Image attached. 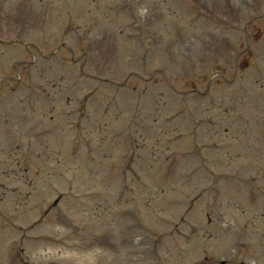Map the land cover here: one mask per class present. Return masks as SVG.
I'll use <instances>...</instances> for the list:
<instances>
[{
  "label": "rangeland",
  "instance_id": "1",
  "mask_svg": "<svg viewBox=\"0 0 264 264\" xmlns=\"http://www.w3.org/2000/svg\"><path fill=\"white\" fill-rule=\"evenodd\" d=\"M146 2L154 6L151 13L149 11L146 25H151L152 21L153 31L156 32L159 31V26H164L162 29V33L165 34L164 45L169 47L174 45L176 22L170 18L171 10L178 14L175 17L178 22L188 20L184 27L189 34V38H185V43L179 44L180 47L176 51L170 48L163 50L162 44L155 46L160 47L159 57L156 56L150 69L162 64L165 59L187 53V59L190 61L196 57L197 63L211 64L201 73L185 65L171 70L169 76L173 77L178 73L177 76L183 80H191L200 74L207 79L205 84H209L211 76L215 73L212 63L219 62L215 65L220 64V68L224 66L223 72L227 73L228 77L231 70L236 68L234 63L240 64L241 69L238 68L237 72L239 77L235 83L228 87L225 95L219 92L221 95L218 97V103L210 108L206 107L203 101L201 103L199 100L197 104L187 99L188 102L185 104L187 106L184 107L191 113L188 117L183 106L169 98L172 100L170 114L177 116V123L183 126L180 131L177 124L174 125L177 129L173 127L171 136L178 134L182 136L188 131L184 129H189L192 122L204 118L208 122L207 129L202 133L203 136L196 135L192 143L201 148L212 147L215 143V150L212 152L204 150L201 155L199 151L194 152L188 138L181 137L182 141L159 155L152 149L148 152L138 151L136 153L140 157L135 170L142 184L140 182L136 184L127 174L123 188L122 184L114 179L118 171L113 169H116V166L120 167L124 159L120 157L123 153L120 145L121 143L127 145L126 133L129 131L130 137L132 136L129 127L131 120L128 118L136 108L145 113V116L154 111L150 109L151 104H154L153 108L157 107L154 89L149 91V98L143 101L138 100L135 95H130L131 98L121 97L120 88L101 87V95L108 94L117 104L120 98L122 105L121 110L114 112L109 119L102 114L107 107V100L98 98V95H95L97 98L93 96L98 94L97 88L93 86V80L87 79L85 82L83 77L78 76L76 70L83 67L86 61L84 57H79L78 52L72 56L60 46L57 58L53 57L47 62L40 61L66 32L64 27L66 22H74L75 17L79 16L80 21L97 23V34L90 37V44L92 47L102 49L101 53L105 54L101 58L103 64L109 69L115 65L120 67L121 59L123 61L127 59V54L124 53L129 50L124 46L121 51L123 55H118L114 51V46L108 51L105 49L106 41L97 38L103 36L101 27L103 30L106 29L103 33L108 34L119 28L117 23H113L114 20L112 21L109 13H103L100 1L87 15L83 11L89 10L90 0H0V38L3 35L6 37L12 31L16 35L23 27H28L30 33L23 35L25 39L23 42L20 38L22 35L13 37L10 33L8 38L24 45L31 43L40 49V55L35 49L25 47L24 51L20 46H16L15 52L2 53L0 50V162L7 164L0 165V264H7L9 255L21 256L22 252L23 261L27 264H125L124 254L131 247L125 246L124 241L128 240L127 235L130 233L128 228L135 223H139L143 228V231L138 230L137 226L134 229L141 241L138 242V247L133 244L137 255L134 257L139 259L136 264H197L206 256L207 251L214 254V257L219 255L222 260L226 259L224 257L230 258L232 252L234 258L230 264H264V181L256 183L249 181V177L256 173L258 176L264 175V0H142V3ZM116 3L120 4V1L117 0ZM117 4L113 7H117ZM169 4L171 9L168 15L166 10L169 7L164 6ZM10 6L24 9L20 16H16L15 23L8 22L14 17L8 15ZM117 9L121 7L118 6ZM155 10H159L163 15V24L155 20V17H159ZM194 12H197L195 14L197 21L191 24ZM209 19L211 22H208ZM45 22L47 26L43 28ZM227 22L230 27L228 33L223 28L219 29L222 25L220 23ZM144 32L145 36L150 34L148 31ZM250 39L251 44L248 42ZM67 41L71 42L70 36ZM55 50L56 47L51 53ZM150 50L153 52L152 48ZM181 57L185 59L184 55ZM77 59L79 62L75 63ZM244 59L245 62L241 64L240 61ZM19 60H25L31 65L36 64L35 68L30 72L13 69V62ZM19 65L17 67L24 70L29 67L27 64L24 67ZM101 68L106 73L109 72L108 68ZM118 71L116 72H121ZM255 80H260L259 85L254 83ZM58 82L61 84L57 91L55 84ZM99 83L112 87L111 82ZM245 89L250 91L249 96ZM162 90L163 87L156 88V93ZM83 94L88 96L87 101L90 104L89 117L84 120L77 118L78 110L72 112L70 110L72 104L69 105L68 102L69 97L74 100ZM92 97L96 100L94 101ZM55 98H64L67 101L58 108L56 102H50L57 100ZM135 102L137 103L134 105ZM200 105L203 109H200ZM206 108L209 114L201 112ZM109 109L112 112V106H109ZM256 110H260L261 113ZM56 111L62 125L57 124L56 120L55 122L51 120L55 118ZM80 111L81 118L83 113ZM119 113H123L126 119H122ZM150 124L149 120H145L144 129L152 133ZM211 124L215 127L216 137H211ZM137 129L140 128L135 127L134 130ZM69 130L73 133L81 131L82 138L90 139L91 144L97 146L95 156L97 162H90L85 156L84 149L81 151L80 159L73 156L72 160L75 150H79L80 147L74 148L72 141L70 142ZM105 131L108 132L106 143L105 135H102ZM150 132L140 130L144 136ZM153 135L150 142H153ZM208 136L211 139L208 140ZM117 140L119 143L114 147ZM219 145L218 151L216 148ZM131 151L125 146L124 154L130 156ZM154 152L156 154L154 161H145L148 158L153 159ZM157 155L159 158H156ZM68 156L70 158L67 159ZM212 159L217 162H213ZM203 160L205 164L213 162L212 171L215 174L220 173L223 178L226 177V173L240 169L246 172L242 177L247 180L244 179V182L238 184L224 181L219 184L220 188L218 186L207 188L206 198L201 200L200 205L193 206L187 215H183L184 209L175 207L172 201L185 202L184 196L190 193L193 195L195 188L200 190L202 187L211 186L205 171L202 170ZM56 162L61 164L58 165ZM20 163L27 165L30 172L21 171L17 165ZM107 171L110 174L107 176L108 183H105L100 176L107 175ZM148 173L152 175L150 179H146ZM146 184L151 185L149 191L142 190ZM168 186L172 189L168 190ZM255 187H260L259 194L254 191ZM3 188H11L12 193L5 192ZM133 191L132 196L129 192ZM91 192L101 197L105 196L102 202L104 206L99 200L91 199ZM59 195H63V199L47 218L46 212L50 208V203L55 202ZM128 198L130 199L127 200ZM218 200L221 202V212L218 213V217H215V214L213 216L216 218L214 222L218 219L217 221L222 223L216 225L219 229L207 226L205 223L207 218L203 213L206 212L209 203L213 205ZM76 201L92 204V207L82 206ZM251 203H256V206ZM127 212H133L137 221L132 215H127ZM40 217L42 219L38 226L35 222ZM180 217L192 219L191 222L197 221L199 235L197 238L194 236L192 238L194 240L188 246H184L187 250L186 259L178 262L176 258L178 241L174 237L170 239L168 235L177 233L176 236L179 238V235L185 236L189 233L182 223L179 230L175 231L172 228L175 223L181 221L178 220ZM158 218L173 225L160 223ZM68 221L75 225V229H68L70 225ZM56 226H59L60 230ZM151 231H157L160 237L164 238L163 245L154 248V253H157L154 256L149 254L151 243L146 240L147 232ZM56 243L62 246V249H58Z\"/></svg>",
  "mask_w": 264,
  "mask_h": 264
}]
</instances>
